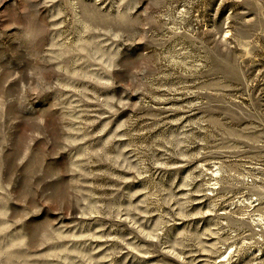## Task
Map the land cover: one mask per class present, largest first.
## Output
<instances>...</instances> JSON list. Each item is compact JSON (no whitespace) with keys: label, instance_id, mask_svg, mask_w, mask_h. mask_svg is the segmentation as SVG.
Instances as JSON below:
<instances>
[{"label":"rangeland","instance_id":"obj_1","mask_svg":"<svg viewBox=\"0 0 264 264\" xmlns=\"http://www.w3.org/2000/svg\"><path fill=\"white\" fill-rule=\"evenodd\" d=\"M0 264H264V0H0Z\"/></svg>","mask_w":264,"mask_h":264}]
</instances>
